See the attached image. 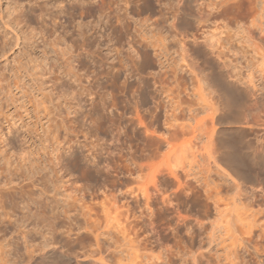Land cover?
<instances>
[{
  "label": "rangeland",
  "instance_id": "rangeland-1",
  "mask_svg": "<svg viewBox=\"0 0 264 264\" xmlns=\"http://www.w3.org/2000/svg\"><path fill=\"white\" fill-rule=\"evenodd\" d=\"M77 1L63 0L60 4L52 0L50 17L46 21L34 20L36 44H25L21 27L12 25L19 35L20 45L0 48V173L9 170L8 162L15 167L11 170L18 174L53 175L60 168L52 162L59 158L64 162L62 173L79 177L81 180L75 185L82 188L97 170L111 178L128 175L130 149H133L137 157L142 153L147 157L143 155L142 161L138 157L137 166H144L139 167L140 170L136 167V174L141 175L150 191L162 190L167 199L165 204L162 201L159 204L164 211L159 226L166 234L171 236L168 209L177 208V205L182 207L188 227L194 225L192 236L196 242L192 240V243L199 247L203 238L204 242H200L205 247L203 252L213 263L218 258L225 263V249L231 246L232 240L235 242L237 234L251 239L252 245H257L264 254V241L257 240L256 234L246 235L241 221L248 212L243 203L255 210L264 192L261 188L249 187L239 193L221 166L218 168L207 159L203 149V144L207 143V136L203 134L213 127L207 115L208 105L221 104L219 92L212 85L221 83L222 70L229 71L230 80L237 82L238 89L225 90L228 96L231 93L229 97L234 101L233 112L226 116L225 120L229 118V121L217 125L216 129L243 128L242 138L232 133L226 136L229 137L227 143L234 142L232 146L235 145L236 150L243 149L246 144L260 150L263 145L261 127L228 123L236 116L248 123L258 113H264V0ZM7 7L8 2L0 0V13H5L6 20L9 17ZM27 8L28 5L24 9ZM13 30H8L10 42L17 39ZM2 33H5L3 28ZM191 35L198 43L201 56L209 62L207 71L214 74V80L206 79L205 75L201 76L204 79H199L185 68L186 62H193V59L191 56L183 59L182 40ZM174 107L195 111V114H184V109L180 108L183 113L176 119L178 122L172 121L174 132L184 126L193 128L194 132L188 128H184L188 129L185 133L184 129L178 131L179 150L177 154L165 156L168 160L163 156L168 151L165 146L154 157V151L150 155V150H157L158 144L160 146L168 136L169 126L164 114L170 116ZM139 117L145 126L139 125ZM11 126L15 128L12 129L17 140L14 146L7 140L13 137ZM185 145L188 147L184 149ZM194 154L198 158L194 159ZM250 168L247 171L253 173L254 169ZM171 170L180 174L182 184L169 177ZM261 170L264 176V166ZM129 186L126 188L133 187ZM168 197L171 198L168 200ZM168 201L173 203L171 207L167 206ZM215 203L219 205L220 215L213 209ZM199 223L204 224L202 231L198 230ZM185 225L176 242L187 250L191 238ZM232 234H236L234 238ZM240 244L237 248L241 247L239 251L246 256L248 252ZM66 249L65 253L70 254L69 248ZM243 259L240 256V262L259 264L250 254Z\"/></svg>",
  "mask_w": 264,
  "mask_h": 264
},
{
  "label": "bare ground",
  "instance_id": "bare-ground-1",
  "mask_svg": "<svg viewBox=\"0 0 264 264\" xmlns=\"http://www.w3.org/2000/svg\"><path fill=\"white\" fill-rule=\"evenodd\" d=\"M6 1L8 2L6 12L9 17L6 20L7 16L5 13H0V21L2 22V25L0 26V36L2 37V40H0V48L5 49L6 47H10L11 49L14 46L20 45L19 35L13 30L12 25H15L18 28L21 27L26 42L25 44H36V29H34V20L39 18L46 21L47 18L50 17L49 13L51 10L52 0ZM59 1L60 4L63 3V0H58V2ZM75 1L76 3L78 2L77 0ZM26 5H28V8L24 9ZM13 14H15V17H12L14 16ZM2 28L5 33H2ZM8 30H13L14 34L16 35L17 39L14 42H10L11 37L8 38ZM186 38L183 40L181 39L183 45L182 48L185 53L183 59L186 60L189 56H191L193 62H186L187 65L185 68L189 69V71L199 79H204L201 76L205 75L206 79L211 80L213 78L212 75L214 74H211L210 71H207L208 68L206 65L209 62H206L203 56H201L202 53L200 50H198V43H196L195 39L192 38V35L188 36L187 39ZM208 47L206 46V48ZM210 51H213V49H210ZM212 53L213 52H211V55ZM213 56L215 55L213 54ZM219 61L220 60L218 59L217 62ZM227 71L222 70L220 73L219 76L221 78V83L217 81L220 83L219 85H217V82L216 85L215 83L212 85L213 88H217H215L218 90L216 92H219L221 104H219L220 106L215 105L214 103L208 105L207 110L211 113L209 112L207 115H210L208 118H210L211 123H213V127L210 124V128L212 127V129L209 132L205 131V133L203 131L204 137L207 136V138H205L207 139V143L206 146L203 144V149L206 152L205 155L208 157L207 159L209 161L212 160L213 164L217 165L218 168L219 165L221 166L220 168L224 170L226 177L233 183V187L237 189L239 193H242L244 189L246 190V188L248 189L249 187L253 189L261 188V190L264 192V176L261 174V167L264 166V113H258L253 118V120L248 123H245L243 118H237L236 115L240 114L238 113L235 115L236 117L231 119L232 122L228 123L230 125L246 124L250 128L261 127L263 130V134L261 136L263 139V145L260 150L253 148L251 144H246L243 149L236 150L234 148L235 145L232 146L234 142L231 141L233 143L232 145L227 143L226 138L229 137L226 136L228 133L238 135L239 137L241 136L242 138L244 133L243 128L232 127L216 129L217 125L222 126L223 122L229 121V118L228 120H225L226 116L230 114V112H233L234 101H232L233 99L229 97L231 96V93L228 96V93L225 90L228 89L234 92L238 89L237 82H234L235 80H230L231 77L228 73L229 71ZM201 81L202 80H200V82ZM167 107H170L171 109V106ZM133 108L136 109L135 106ZM180 108L184 109V114L186 112H189V114H192L191 112H193V114H195V111L190 110L192 108H188L190 111H186L184 107H174L175 111L170 116L165 111L164 113L167 114H164L167 116V118H165L166 125L167 127L169 126V129L167 128L169 130V137L166 135L168 138L166 137L164 139L163 137L165 136L163 135V143H160L159 146L158 143L161 141L158 140V146L155 148L157 150H150V155L154 151L153 154L155 157L158 155L157 153L161 151L160 148L164 146L168 150L166 151L167 155L164 153V151H162L165 154H163L164 157L169 156L172 153L174 154L175 152V154H177V151L179 150H177L178 144L176 142L179 138L177 133L184 128H188V126H184L183 129H177L178 131L174 132L175 125L172 124V121H175L174 124L178 122L177 118L183 113ZM172 109L171 111H173ZM223 111L224 114H222ZM139 122L140 124L138 122L137 123L141 126L146 125L140 117ZM12 126L10 127V130L13 135L14 133L12 128L14 127ZM171 128H173V130ZM207 128H209V126ZM188 129H184L182 132L185 133V130ZM192 129L189 130L192 132L194 130ZM186 133L189 134V132ZM14 137L15 136L13 135V137L7 139L9 140V144L11 146L16 145L17 143V140H15ZM195 139H197V137H195ZM242 140H244V138ZM186 146L187 145L183 146V148ZM201 148L202 147L200 146V149ZM197 149L199 148L197 147ZM130 150L131 152L129 160L131 165L128 175H122L118 177L115 176V178L112 177V179L110 176H108V174L102 175L98 172V170H95L97 173L91 174L90 177L88 176L89 179L86 180L87 184L84 187L82 186V188L81 186L79 188L75 185L76 182L78 183V181L81 180L79 177H75L74 175L68 173L65 174V172L64 174L62 173L64 170V162L59 158L52 162L55 167L57 166L60 168L56 174L53 173L54 176L52 173L47 175H39V173L35 174V172H23L18 174L11 170L14 167L13 164L7 162V165L9 164L10 166H8L9 170L0 173V264H69L70 262H74V264H246L248 263L246 260V262H240L242 261L240 260V256L241 259L244 257L246 259L248 254H250L252 259L256 260L257 263L264 264V254L262 251L257 248V245H252L251 239H248L244 236L243 238L240 236V234H237L239 236L232 234L233 238L235 236V242L232 240L233 243L231 242V246H228L227 249H225V255L223 256L225 263L221 262V258H218L220 262L217 260L215 263L214 260L213 263L209 255L206 254V252H203L205 247L204 245L202 247L200 244V242H204L203 238L199 242V247L192 243V240H194L192 235L195 228L193 227L194 225L188 227V224L185 223L187 218L182 216V212H184L181 211L182 207H178L176 205L177 208L173 207L171 210L168 209L171 207L170 203L172 202L170 201L172 200L168 201L169 203H167L169 204L167 206L170 207H166L169 210V216H171V236L166 234L164 232L165 230L160 228L162 226H159L160 216H162L161 214L163 211L161 208L162 206L159 204L160 201L165 204L167 199L161 193V189V191H150L144 185L145 182L143 183L141 175L139 176L137 175L138 173L136 174V167L138 170L142 168L143 164H141V167L139 165L137 166V159L139 157L142 161V159H145V155L142 153V155L137 157V153L134 152L133 149ZM200 154L201 153H199V155ZM160 155L161 154H159V157ZM193 158L196 159L198 157L194 154ZM94 163L92 164L95 165ZM248 165L254 169V172L252 171L253 173H251V171H247L249 168ZM95 166H98V164ZM95 166H93V169ZM191 170L193 171V169ZM179 175L174 172V170H171L170 176H168L173 177L175 181L177 180L178 183H180L181 181L179 180ZM83 180L85 181V178ZM111 183L118 185H112L111 187ZM129 185H132L133 187L127 189L126 187ZM208 197L210 198L211 196ZM100 198H102V200ZM170 198L168 197V200ZM218 206L219 205L215 203L213 209L219 214L221 211L219 212L220 208H218ZM243 208L248 211H246L247 213L250 212V214L244 212L246 216L243 219L241 218V221L244 222L245 234L249 236L256 234L257 240L259 239L264 241V195L260 196V198L257 200V203L255 204V210L254 208H251V206L246 202L243 203ZM250 209L252 212L249 211ZM170 211H172L174 215L170 213ZM237 219L239 220L240 217ZM184 224H186L185 229H187L191 238L189 239L191 240L190 247L187 250L180 247L176 242V238H179V234L181 235ZM203 225L204 224L199 223L197 225L199 228L198 230L202 231L204 229ZM254 230H257L256 233ZM164 233L166 235H164ZM210 238H213V236L211 237L210 235ZM231 238L232 237H230V239ZM236 241L241 243L240 244L237 242L244 247L246 253L248 252L246 256L242 255L241 247H238L239 249L241 248L239 251ZM195 242L196 241L194 240V243ZM65 247L69 248L70 254L65 253L66 250H68Z\"/></svg>",
  "mask_w": 264,
  "mask_h": 264
}]
</instances>
